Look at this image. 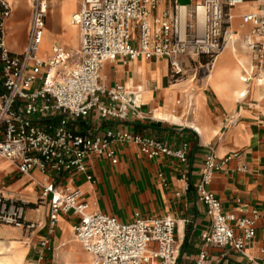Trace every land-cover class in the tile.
Masks as SVG:
<instances>
[{
  "label": "built area",
  "instance_id": "built-area-1",
  "mask_svg": "<svg viewBox=\"0 0 264 264\" xmlns=\"http://www.w3.org/2000/svg\"><path fill=\"white\" fill-rule=\"evenodd\" d=\"M194 1L81 0L71 16L80 30V48L68 50L54 43L51 54L42 58L38 52L49 0H31L28 41L22 52L7 46L12 5L0 0V158L21 174L37 169L46 176L39 200L48 201L51 232L60 215L76 214L75 238L92 254L91 264H176L179 249L174 216L145 218L136 213L131 222H121L102 211H89L77 184L79 175L93 180L89 157L105 155L115 164L116 143L134 142L148 159L167 155L185 163L191 148L187 140L172 148L154 136L132 131L129 123L145 118L137 95L122 84H103V65L119 57L165 58L172 77L179 79L186 75L184 58L206 57L203 68L209 70L226 46L230 9L259 2L257 11L242 15V22L251 25L245 44L254 53L256 66L264 68V0ZM229 160L212 151L202 165L196 191L211 219L202 238L205 244L245 251L256 236L257 213L242 217L225 212L209 188ZM182 177L190 180L187 171ZM29 204L6 194L0 185V224L35 228V222L25 220ZM42 245L52 248L49 239ZM206 257L203 250L197 264H204Z\"/></svg>",
  "mask_w": 264,
  "mask_h": 264
},
{
  "label": "crops",
  "instance_id": "crops-1",
  "mask_svg": "<svg viewBox=\"0 0 264 264\" xmlns=\"http://www.w3.org/2000/svg\"><path fill=\"white\" fill-rule=\"evenodd\" d=\"M8 1L12 5V14L6 22V43L11 51L22 52L28 41L31 0H19L16 7ZM64 1L49 0L41 44L45 42L48 50L41 53L40 46L39 57H48L54 43H61L68 50L80 48L81 36L77 26L79 38L76 49L72 44L75 36L71 35L74 39L70 40L71 36L68 38L64 33L61 17ZM80 3L81 0H75V10L70 16L79 10ZM245 3L250 6L237 10L238 5L230 9L225 50L211 63L209 70L203 68L204 63L199 61L202 67L199 88L187 87L188 84L180 82V78L174 79L165 58L129 60L119 57L106 62L101 69L103 84H122L135 92L137 98L141 97V111L145 118L130 122V129L138 134L154 136L172 148H179L187 140L191 147L189 159L185 163L167 155L148 159L138 144L119 142L115 145L118 162L112 163L105 155H91L89 170L93 180L79 175L77 184L83 190L89 211H102L121 222H131L136 213L145 218L174 216L179 249L176 264H197L203 250L207 254L204 264H264V68L256 66L254 53L245 45V36L251 25L242 22V15L257 11L260 3ZM234 46L236 52L231 49ZM238 57L246 62L243 64ZM194 58L183 59L186 73ZM217 60L219 65L214 78L219 84L216 87L209 80V75ZM234 69H240L246 90L240 96L236 92L237 84L229 74ZM196 76L195 68L192 81ZM246 78L250 81H245ZM220 83L226 85L220 86ZM189 88L199 94L198 98L192 96L199 103L196 109L187 106L185 90ZM178 95L184 104L178 99L175 107L173 100ZM169 102L173 111L186 122L175 123L154 116L155 110ZM212 151L218 158L230 157L209 186L220 199L224 211L242 217H252L254 213L258 216L256 236L245 251L233 246L205 244L202 238V234L211 227V219L207 206L199 199L196 185L205 157ZM243 166L247 167L246 171L241 169ZM186 171L189 181L182 177ZM45 179L46 176L37 169L31 175L21 174L13 163L0 158V185L6 194L30 202L24 213L25 220L37 224L32 229L0 224V258L11 257L10 261L0 262L11 263L14 251H19L23 253L22 264H91L92 254L75 238L76 214L60 215L51 232L48 201L37 203ZM46 239L50 240L51 250L42 245Z\"/></svg>",
  "mask_w": 264,
  "mask_h": 264
},
{
  "label": "bare ground",
  "instance_id": "bare-ground-1",
  "mask_svg": "<svg viewBox=\"0 0 264 264\" xmlns=\"http://www.w3.org/2000/svg\"><path fill=\"white\" fill-rule=\"evenodd\" d=\"M12 4H14V6L16 7L17 4L19 5V0H11ZM73 2V3H71ZM248 3H244L243 5L238 6L236 9L238 10L239 8L245 7L247 6ZM75 9V0H66L63 3L62 9H61V17H62V23L65 25V27H69L68 28V34L74 35L75 36V31L76 30V26L72 24L71 21V16L70 14L74 11ZM71 24V25H70ZM78 33V31H77ZM73 46L76 45V37L74 42L72 43ZM246 45V44H245ZM227 47V45L221 50L220 54L225 50V48ZM228 49V48H227ZM232 50H234L235 52L237 51V48L234 46L231 48ZM230 51V50H229ZM219 54V55H220ZM222 58V57H221ZM238 59L244 64L246 61L244 58L238 57ZM218 65H219V60H217L215 67L213 66L212 68V72L209 75V80L211 79V83L214 86H218L219 82H215V78L214 75L217 73V69H218ZM231 75V77H233V79L235 80V83L237 84V95H241L243 93H245V87H244V83L242 82V74L240 72V69H234L232 72L229 73ZM217 76V74H216ZM221 85H226L225 83H220ZM189 90H191V88L185 90V92H187L186 94H188V106L192 107L193 109H196L197 106H199V103L197 101H195L192 96H194L193 91L191 90L189 92ZM138 103L141 102V97L137 98ZM174 102L176 103V98L173 100V104ZM196 102V104H194ZM196 105V106H194ZM177 105L175 104V107ZM154 116L156 118H160L162 120H169L171 122H175V123H182V122H186V119H183L181 116H179L177 113H175V111H173V106L172 103H168L165 107L155 110L154 111ZM191 125V124H190ZM196 129V128H195ZM12 261L9 264H22L23 261V253H20L19 251H14L13 255H12ZM11 257H2L0 258V260H9L10 261ZM0 264H5V263H1Z\"/></svg>",
  "mask_w": 264,
  "mask_h": 264
},
{
  "label": "rangeland",
  "instance_id": "rangeland-1",
  "mask_svg": "<svg viewBox=\"0 0 264 264\" xmlns=\"http://www.w3.org/2000/svg\"><path fill=\"white\" fill-rule=\"evenodd\" d=\"M11 1V0H10ZM66 1V0H65ZM198 1H200V0H195L194 2H198ZM181 2H190V0H181ZM14 5V4H13ZM248 6H250V5H247V6H245L244 8H246V7H248ZM244 8H242V9H244ZM75 10V9H74ZM239 21H240V19H239ZM68 28L69 27H64V33L66 34V35H68V38L71 36V34H68ZM75 37H76V45H75V48L74 49H76L77 47H78V38H79V36H78V33H77V31H75ZM74 39V36H71L70 37V40H73ZM48 50V48H47V46H46V44H45V42H44V44L41 46V49H40V51H41V53H43V52H45V51H47ZM195 59V61L193 62V61H191V62H193V63H189V65H188V68H187V73H186V75L184 76V77H182V78H180L179 79V81L180 82H185L186 84H188L187 85V87H192V88H199V86L201 85V79H202V67H200V65H199V61L201 62V63H207V61H208V59L207 58H202V57H195L194 58ZM247 68L249 67V66H246ZM196 68V70H197V76H196V78H195V80L194 81H192V77H193V73H194V69ZM193 69V70H192ZM206 82V81H205ZM191 90H189V92H190ZM194 93V92H193ZM194 96H196V98H198L199 97V94L198 93H194L193 94ZM177 98H176V105H178L177 104V101H178V99H180L179 101L181 102V103H183L184 104V102H183V99H182V97H180L179 95L178 96H176ZM180 104V103H179ZM187 106H188V104H187ZM38 205H40V200H38Z\"/></svg>",
  "mask_w": 264,
  "mask_h": 264
}]
</instances>
